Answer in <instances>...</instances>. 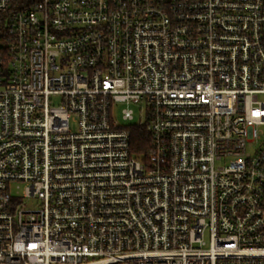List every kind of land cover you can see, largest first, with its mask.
I'll return each mask as SVG.
<instances>
[{"label":"built area","instance_id":"built-area-1","mask_svg":"<svg viewBox=\"0 0 264 264\" xmlns=\"http://www.w3.org/2000/svg\"><path fill=\"white\" fill-rule=\"evenodd\" d=\"M0 264H264V0H0Z\"/></svg>","mask_w":264,"mask_h":264},{"label":"trees","instance_id":"trees-1","mask_svg":"<svg viewBox=\"0 0 264 264\" xmlns=\"http://www.w3.org/2000/svg\"><path fill=\"white\" fill-rule=\"evenodd\" d=\"M149 133L145 126H131V148L136 154L147 157L149 151Z\"/></svg>","mask_w":264,"mask_h":264},{"label":"rangeland","instance_id":"rangeland-1","mask_svg":"<svg viewBox=\"0 0 264 264\" xmlns=\"http://www.w3.org/2000/svg\"><path fill=\"white\" fill-rule=\"evenodd\" d=\"M121 110H122V107H120V108H118L116 110V116L119 118L120 121H122V119H121ZM140 119H141V115L139 113L138 108H136L134 123H138ZM128 123H125V124H128ZM26 203L28 204V206H35L36 203H37V200L36 199H33V200H31V202L29 201V202H26Z\"/></svg>","mask_w":264,"mask_h":264}]
</instances>
